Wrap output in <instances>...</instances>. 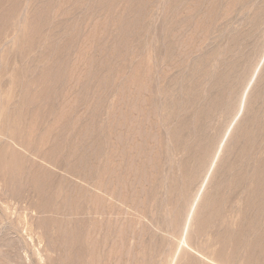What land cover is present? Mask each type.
I'll use <instances>...</instances> for the list:
<instances>
[{
	"label": "rangeland",
	"instance_id": "rangeland-1",
	"mask_svg": "<svg viewBox=\"0 0 264 264\" xmlns=\"http://www.w3.org/2000/svg\"><path fill=\"white\" fill-rule=\"evenodd\" d=\"M0 264H264V0H0Z\"/></svg>",
	"mask_w": 264,
	"mask_h": 264
}]
</instances>
